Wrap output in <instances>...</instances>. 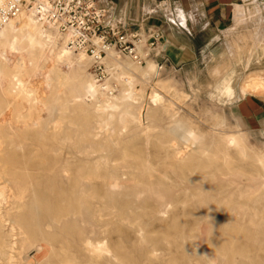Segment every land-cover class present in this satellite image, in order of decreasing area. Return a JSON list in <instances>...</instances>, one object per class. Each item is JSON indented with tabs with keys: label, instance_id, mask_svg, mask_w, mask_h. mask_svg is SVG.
<instances>
[{
	"label": "rangeland",
	"instance_id": "obj_1",
	"mask_svg": "<svg viewBox=\"0 0 264 264\" xmlns=\"http://www.w3.org/2000/svg\"><path fill=\"white\" fill-rule=\"evenodd\" d=\"M253 3L254 8L256 1ZM251 7L252 6H249V8ZM260 9V13L257 12L254 15L246 13L248 18L243 17L242 13H240L238 22L230 30L220 35L217 44L219 45L220 56L216 61H213V63L216 65L218 64L219 67H168L164 70L154 66V72L147 78H144L145 80L139 73L132 71L131 87L136 90L137 96L134 100L127 99L118 102L119 107L114 112L112 124L102 132L96 142L91 141L87 135H83V129L77 127L79 126L77 124L84 121L87 116L84 111H78L77 109L62 114L71 124H66L65 121V123L57 125V122L51 121L50 112L42 111L39 116L44 126L43 129L35 128L32 123H30L20 132H5L0 135L2 141H12L11 144L3 143L1 145V156L6 155L10 150H14L15 153L20 156H26L36 160V167L41 163L40 160L43 159L45 165H50L52 169H55L56 172L58 171L57 174L62 170L65 171L63 173L64 177L62 176L61 185L65 188L74 185V178L72 176L73 171L88 164L91 166L92 162L84 163L81 161H85L88 158L92 159L91 157L96 155L88 157L86 154L91 152L93 148H101L103 151L99 153L102 157L100 161V171L106 170L107 174H114L113 179L121 186L119 192L108 194L105 185L110 179L102 175L90 181L83 179L78 183V189L87 188L91 184L95 187L93 191L87 190L88 193L84 196L86 201L95 203L99 210L97 213H94L91 218H87L85 223L80 224L84 236L89 230H92L95 234L101 233L102 235L100 236H105L108 239L114 258L107 256H102V258L90 256L83 250L81 242L79 244V242L75 243L73 240L67 238H60L54 243V252L51 257L52 263L264 264V251H261L264 249V206H262L264 205V191L261 192V190L264 189L261 188L264 187L260 184L262 179L258 176L260 175L259 166L256 165L258 163L255 162L258 158L264 159V113L257 114L258 108L255 106V104L258 106L264 105V95L257 96L255 95L257 92L255 89L249 91L243 88V83L250 73H258L262 80H264V48L255 49L248 63L247 55L240 56V59L236 60V55L245 49L244 46L246 42L252 40L253 37L255 38L258 35L261 42H264V29L260 27L264 24V11H262L264 6H261ZM109 59L120 62V65L123 66L120 67L122 78H126L127 73L124 70L125 62L131 60L127 57L117 55H112L106 60ZM103 65L107 75L101 82L94 76L92 62L90 66L86 68V72L98 84H103L114 72V67L109 68L105 66L104 62ZM60 70L65 76L70 73L68 67H60ZM217 71H220L219 73L221 74L219 79L212 76L216 74ZM127 72L130 73V71ZM122 82L123 81H120L114 84V89L115 91L117 90L115 94L127 93L124 92V90L128 89V86L124 85ZM221 83H230V94L228 92V94L225 95L221 92ZM260 83V87L264 88V84H262L264 81H260ZM40 84L41 80L39 78L31 80V86L35 88L38 87L37 89L39 91ZM76 86V80L72 78L66 79L61 86V89L65 92V94H60L61 100L65 101L66 99H70L72 96L70 91L75 89ZM154 94L158 95V100H160V102L158 100L155 103L152 102L151 98ZM175 95L180 96V98L175 97ZM125 111L130 113L133 118L131 122L123 128L119 124V118ZM147 112L151 113L150 119H146ZM169 134L170 136H168ZM186 134L188 135L186 136ZM221 134L240 135L242 139H240V143L243 146V155H239L234 148H228L227 151L230 155V167L232 168V175L230 178L234 181L237 180L235 184H238V190L241 192L246 191L252 193L258 190L256 193L258 197L250 204L251 208L243 207L240 209L235 206V203L242 202V199L238 196L239 192H233V185L229 186L225 183L228 178L222 176V174L225 173V169L223 167V169L221 168V161H210L200 154L203 149H207L212 154L218 153L222 148L224 149L225 147L219 139ZM104 138L107 141H105ZM204 143H206L205 147L202 145ZM248 145L249 147H247ZM175 148H182V153L195 149L192 152L194 159H191L190 168L180 173L177 171V173L170 174L171 168L176 170L179 169V162L172 152ZM196 150H199V152L197 153ZM231 153L237 157L235 158ZM243 159L245 160L243 161ZM144 160L147 161L150 167L155 169L151 175L149 173H141L142 171L139 165L143 163ZM112 161H115L114 164ZM238 161L241 162L239 163ZM4 162L6 163V160L2 161L0 165L4 164ZM245 162L247 163L246 165ZM198 163L201 165V169L195 168V175H197L188 178L190 177L189 170H194L195 165ZM5 165L9 170L13 169L17 171L15 172V178H19L20 175H25L24 172L27 171L30 174H34L37 172L38 168L27 167L26 171L23 169L24 163L20 162H8ZM107 169H110L111 173ZM236 169L240 171L238 172ZM131 172H133V176L120 177L123 173L129 174ZM212 172L214 174H212ZM37 173H39V171ZM53 173L54 171L49 172L48 175ZM165 173H167L168 177L159 182L165 193H161L159 195L161 197L157 198V194L147 190L157 183L156 177H158L159 174ZM201 173L203 175H201ZM249 174H251L253 178ZM246 177L247 179H245ZM6 179L9 180V187L7 186L8 191L6 193V200L1 205V213L9 214L12 219L17 216H24L28 212L27 205L33 198V187L42 184L45 185L46 177H38V179H34L32 182L22 179H17L18 181L14 182L10 175L6 176ZM217 181H221L222 183H217L219 185H216ZM186 187L191 189L198 187H202L204 190L208 189V194L217 195V202H221L220 200L222 198V203L229 202L220 210L228 212V216L226 217L228 220L218 217L219 214H217V217H214V219L218 218L221 224L212 228L210 232V246L207 249V253L196 246L198 232L194 230L195 225L193 223L195 219L200 218L203 212L199 209L195 200L191 199L188 200L186 204H183V202L185 203ZM47 192L49 195L51 190L48 188ZM60 192L61 191L56 190L55 194L61 195L59 194ZM22 200L23 203L21 202ZM173 200L176 202V206L170 211L169 217L164 220V222L160 221L158 216L151 215L152 210H163V208H157L154 205L172 202ZM18 203L24 204V207L22 204L19 205ZM136 204L139 205L136 207ZM18 205L20 206L21 212H19V208H14V206L16 207ZM260 205L262 207H260ZM93 211H95V209H93ZM129 211L132 212L130 213ZM48 212V214H52V211L49 210ZM194 212H197L199 215L188 217V214H193ZM255 212L259 215V218L255 220V223L257 222L256 230H258L257 241L247 244L245 240L241 238V234L237 233L238 235L235 236V239H232L233 242H231L232 240L230 239L225 241L227 244H234L232 252H229L231 251L230 248L222 247L221 244L225 242L221 241L220 237L226 227L228 225L227 228L233 227L232 224L237 223L236 226L238 228L244 225V227L247 226L252 229L247 223H249L252 214ZM250 213H252L251 216ZM243 216H249L250 218L248 217L246 219V217ZM114 217H116V219ZM134 219L137 223L131 225L130 222H134ZM231 220L234 222L232 223ZM209 222L211 223L212 221H208V223ZM57 226L58 225H55V227ZM3 230L5 233L10 231L9 222L4 224ZM48 230V232H51L52 229ZM153 230H155L156 234ZM80 238H82V236H80ZM37 244H41V242H37ZM37 244L24 245L20 255V259L22 260H19L17 264H24V259L27 257L33 258L36 254L35 250ZM256 250L258 251L256 252ZM219 253H222V255L220 256Z\"/></svg>",
	"mask_w": 264,
	"mask_h": 264
},
{
	"label": "bare ground",
	"instance_id": "obj_2",
	"mask_svg": "<svg viewBox=\"0 0 264 264\" xmlns=\"http://www.w3.org/2000/svg\"><path fill=\"white\" fill-rule=\"evenodd\" d=\"M8 1L9 0H0V10L6 5ZM246 1H249L251 3L256 1L255 7L253 8V11L250 13L251 15H254L257 12L260 13L261 6H264V0H246ZM262 11H264V9H262ZM238 19L240 18H236V23L238 22ZM260 27L261 29H264V24H262ZM67 43H68V37L66 35L61 34L52 23L39 19L32 10H23L14 19H11L7 24L0 26V135L5 132H14V131L20 132L22 131V129L26 128L30 123H32L33 127L35 128L43 129L44 126L39 116L40 112L42 111L50 112L51 118H52L51 121L57 122V125L63 124L65 123V121H66V124H71L70 121L66 117H64L62 114L64 112L77 109L78 111H84L87 114L84 121L80 122V124H77L79 125L77 127L83 129V135L85 136L87 135L91 141L96 142L98 138L100 137V135L102 134V132L106 130L110 124H112L113 118H114V112L119 107L118 102L122 100H127V99L134 100L135 97L137 96L136 90L131 87V81H132L131 72L135 71L139 73V75L142 76L144 79V78H147L155 70L154 64L150 61H147L146 65L142 66L137 62L133 63L134 61L129 58L131 61L127 60L125 62L124 70L126 71L127 74H126V78L123 79L121 75L122 72L120 70L121 69L120 67H123V66L120 65V62L114 59L106 60L108 57H111L112 55L119 56L114 51H110L107 53L106 57L102 59L101 63L103 64L104 62L105 66L109 68L114 67V70H113L114 72L111 74V77L108 80H106L103 84H98L86 72L87 70L86 68L90 66L91 62L93 64V59L82 51H76V50L70 49ZM244 47L245 49L240 52L241 54L239 53L238 55H236V60H239L240 56L247 55V63H248L255 49L264 48V42H261L260 37H258L257 35L255 38L253 37L252 40L246 42ZM60 67H68L70 70L69 75L65 76L64 74H62ZM127 71H130V73ZM219 72L220 71H217V73L212 76L219 79L221 76ZM34 78H39L41 80L40 91L37 89L38 87L35 88L31 86V80ZM68 78L70 79L72 78L76 80L77 86L75 89L70 91L72 94L70 99H66L65 101H62L60 94H63V93L65 94V92L61 89L62 88L61 86ZM120 81H123L122 83L128 86V89L124 90V92H127L126 94L124 93L115 94L117 90L115 91L114 84H117ZM260 81H264V80H262V78L260 77L258 73H254V72L250 73L247 79L245 80V82L243 83L244 84L243 88L249 91L251 89H255L257 91L255 95L257 96L264 95V88L260 87V84H261ZM220 86H221L220 88L221 92L227 95L229 92V89L231 88L230 83H221ZM175 97L180 98V96H176V95ZM158 98H159L158 95L154 94L151 100L153 103H155L158 100ZM158 101L160 102V100ZM141 111H142V108H141ZM132 118H133L132 115L128 113L127 111H125L121 114L119 118V124L121 125V127L124 128L125 126H127L128 123L131 122ZM150 118H151V113L147 112L146 119H150ZM188 134H186V136ZM168 136H170V134ZM219 139L222 141V144L225 147L224 149L222 148L223 150L221 149L218 151V153L212 154L207 149H203L201 150L200 154L202 155V157L208 158L210 161L212 160L221 161L222 163L221 168L223 167L225 169V173L222 174V176L228 178L225 181V183L229 186L233 185V189H234L233 192H237V193L239 192L238 196L239 198L242 199L241 200L242 202L235 203V206L240 209L243 207L249 208L250 204L255 201L254 199L258 197V194H256L258 190L252 193L246 192V191L241 192L240 190H238V184L237 183L235 184V181L237 180L234 181L232 178H230L232 175L231 173L232 168L230 167L231 165L230 155L227 152L228 148H234L237 150L239 155L244 154L243 146L240 143L241 137L240 135L221 134L219 136ZM3 143L11 144L12 141L10 140L2 141L0 137V153L2 151L1 145ZM206 143L202 145H204L205 147ZM247 147H249V145ZM194 150L195 149H191L190 151L182 153L183 151L182 148H175L172 152L179 162V165H178L179 169L176 170L170 167L171 168L170 174L177 173V171L180 173L183 170L190 168L191 159H194V155L192 153ZM101 151H103L101 148H93L91 152L86 154V156L88 157L92 155H96V156H92L91 157L92 159L88 158L85 161H81L84 163L92 162V164L91 166L89 164H88L89 166L85 164L86 166L77 168V170L73 171L72 176L74 178V185L69 188H65L64 186H61L62 178L64 177L63 173L65 171L62 170L57 174L58 171L56 172L55 169H52L50 165H45L44 164L45 161L43 159L40 160L41 163L39 164V166H37L38 167L37 168L36 160H34L33 158L26 157V156L25 157L20 156L19 154H16L14 150L12 151L10 150L4 156L0 155V163L4 160H6V163L20 162V163H24L23 169L26 171H27V167L37 168V172L39 171V173L36 172L34 174H30L27 171V172H24L25 175H20L19 178H15L14 177L16 175L15 172L17 171L13 169L9 170L6 167L5 162L4 164L0 165V264H17L19 260H22L20 259L22 247L26 244H34V243L37 244V242H41V244L36 245V250H35L36 254L34 255L33 258H29V257L25 258L24 264H59V263H52L51 257L54 252V243L57 242V240L60 238H67V239L73 240V242L75 243L79 242V244L81 242V246L83 247V250L86 253H88L90 256H96L97 258H102V256L114 258L113 251L111 250L109 246V241L105 236H100L102 235L101 233L95 234L93 233L92 230L87 231L84 236L83 229L80 226V224L86 222L87 218L88 219L91 218L94 215V213H97V211L99 210L97 209L95 203L86 201L85 196H84L88 193L87 190L93 191L95 187L91 184L87 188L84 187V189H78L79 182H81L83 179L90 181L94 178H97L99 175H102L103 177L107 176L110 179L109 182L106 183L105 185L107 188L106 192L108 194H115L119 192V189H121V186H119V184H117L116 181L113 179L114 174H107L106 170L100 171V167H101L100 161L102 160V157L99 155V153ZM198 152L199 150L197 151V153ZM244 160L245 159H243V161ZM112 162L114 164L115 161H112ZM255 162H257L258 164L256 165L259 166L258 169H259L260 175L258 176H260L262 179V182L260 181L261 182L260 184L262 187H264V159L258 158V160ZM246 164L247 163L245 162V165ZM139 167L142 171L141 173L144 172V173H149L151 175V173L155 171L153 167H150L148 165L146 160H144V162L141 163ZM200 167L201 165L199 163L196 164L194 167V170H189L190 177L188 176L187 177L192 178L196 173V169L197 168L199 169ZM53 171H54L53 174L48 175L49 172H53ZM108 171L110 172V169ZM212 174L214 173L212 172ZM8 175L12 177L14 182H17L20 179L29 180L32 182L34 181V179H38V177L39 178L46 177L45 185L42 184V185H37L33 187V190H32L33 198H32V201L27 205V208H28L27 214H25L24 216H17L14 219L10 218L9 214L1 213L2 211L1 205L6 200V193L8 191L7 186L9 184V180L6 179V176ZM201 175L203 174L201 173ZM249 175L251 176V174ZM127 176H133V172L129 174L123 173L121 174L120 177L124 178ZM166 177H168L167 173L159 174L158 177H156L157 183L153 185L152 188H150L147 191L154 192V194L158 195L157 198H160L161 196L159 195L161 193H165V191L162 188L161 183L159 182L166 179ZM251 177L253 178V176ZM245 179H247V177ZM217 183H222V182L217 181L216 185H219ZM48 188L51 190L50 192L51 194L49 193V195L47 192ZM261 189H264V188H261ZM56 190L61 191L59 193L61 195L55 194ZM185 191H186V193L184 192L185 193V203L183 202V204H186L188 200H191V199L195 200L197 203V206L203 212L201 213L200 218L195 219L193 223L195 225L194 230L198 232L196 246L200 250L207 253V249L210 246L209 245L210 244L209 243L210 242V232L212 228H215L221 224L219 222V219L218 218L214 219V217L215 216L217 217V214H219L218 217L226 219V217L228 216L227 215L228 212H224L220 210H222V208H224V206H226L227 203L229 202L222 203L223 198L220 200L221 202H217V195L208 194L207 192L208 189L204 190L202 187L193 188V189L186 187ZM262 191L264 190H261V192ZM21 202L23 203V200ZM19 205L16 207L14 206V208L16 209L19 208L20 210ZM22 205L24 207V204ZM137 205L139 204H136V207ZM154 206H156L157 208L158 207L163 208V210H156V209L152 210L151 215L158 216L160 218V221L164 222V220H166L169 217L170 211L176 206V202L173 200L172 202L161 203V204H157ZM262 206L260 205V207ZM93 209H95L96 212L93 211ZM49 210L52 211V214L51 213L48 214ZM19 212H21V210ZM129 212L131 213L132 211H129ZM194 213L188 214V217L190 216L192 217V215L198 214L197 212L195 214ZM251 214L252 213H250V216ZM258 216L259 215L256 212L253 213L251 220L249 221V223H247V225H250L252 229L247 226L244 227V225L243 227L240 226L238 228L236 226L237 224L236 222H235L236 224H232L233 227H230V228H227L229 225L228 226L225 225L227 227L223 232L221 231L222 235L220 237V240L225 242L229 239L230 240L235 239L236 235L241 234V238L245 240L247 244L257 241L258 230H256L257 222L255 223V220L256 218H259ZM243 217H246V216H243ZM248 217H246V219ZM114 218L116 219V217ZM208 221H212V222L211 223L209 222L210 223L209 224ZM6 222L10 223V231L8 233H5L3 230L4 224ZM233 222L234 221H232V223ZM136 223L137 221L135 219H134V222L133 221L130 222L131 225L136 224ZM258 223H259V220H258ZM55 225H58V226L55 227ZM54 228H57V229H54ZM48 229H52L51 232H48L49 231ZM155 230L153 231L155 232ZM188 233H189V230H188ZM80 236H82V238H80ZM231 242H233V240ZM221 246L230 248L231 251L229 250L228 251L232 252L234 244L233 243L227 244L225 242V243H222ZM257 251L258 250H256V252ZM261 251H264V249H262ZM219 254L220 256L222 255V253H219ZM223 255L226 256L225 254ZM224 256L223 258L225 259Z\"/></svg>",
	"mask_w": 264,
	"mask_h": 264
},
{
	"label": "crops",
	"instance_id": "obj_3",
	"mask_svg": "<svg viewBox=\"0 0 264 264\" xmlns=\"http://www.w3.org/2000/svg\"><path fill=\"white\" fill-rule=\"evenodd\" d=\"M96 1L107 17L137 35L138 53H147L149 43L156 37L155 48L146 57L145 64L150 61L164 70L219 67L213 61L220 56L217 45L220 35L235 25L240 13L248 18L246 13H251L254 4L246 0ZM255 106L257 114L264 113V105Z\"/></svg>",
	"mask_w": 264,
	"mask_h": 264
},
{
	"label": "built area",
	"instance_id": "obj_4",
	"mask_svg": "<svg viewBox=\"0 0 264 264\" xmlns=\"http://www.w3.org/2000/svg\"><path fill=\"white\" fill-rule=\"evenodd\" d=\"M32 10L41 20L52 23L68 37V47L82 51L93 59V73L100 81L107 75L101 63L108 52L128 57L140 65L155 48L156 37L147 53H138V37L122 23L107 17L96 0H9L0 10V26L14 19L21 11Z\"/></svg>",
	"mask_w": 264,
	"mask_h": 264
}]
</instances>
